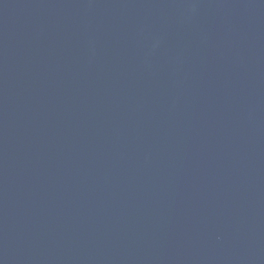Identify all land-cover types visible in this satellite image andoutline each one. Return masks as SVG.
<instances>
[{
	"label": "water",
	"instance_id": "1",
	"mask_svg": "<svg viewBox=\"0 0 264 264\" xmlns=\"http://www.w3.org/2000/svg\"><path fill=\"white\" fill-rule=\"evenodd\" d=\"M0 264H264V0H0Z\"/></svg>",
	"mask_w": 264,
	"mask_h": 264
}]
</instances>
